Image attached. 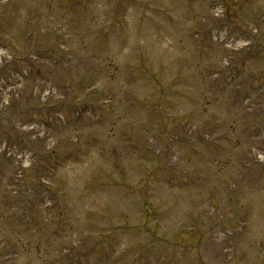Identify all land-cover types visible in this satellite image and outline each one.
I'll use <instances>...</instances> for the list:
<instances>
[{
  "label": "rangeland",
  "instance_id": "374dc122",
  "mask_svg": "<svg viewBox=\"0 0 264 264\" xmlns=\"http://www.w3.org/2000/svg\"><path fill=\"white\" fill-rule=\"evenodd\" d=\"M131 1L88 0V13L83 22V7L77 5L74 9L75 23L66 21L64 9L54 0H8L0 3V45L9 49L15 58L10 72L21 67L17 59H24L31 53H38L43 72L36 77L35 65L26 80L21 100L6 106L0 112V142L15 139L10 126L16 119L31 121L30 118L35 113L33 107L38 105L30 95L34 86L52 85L62 92H65L67 85L75 86V91L66 102L70 106H62V110H47L51 119H54L56 113H63L65 116L66 123L53 124L56 122L53 120L47 124V130L59 143L56 151H61L62 156L70 158L64 167L62 165L59 168L58 178L52 177L51 193L57 196L52 199V202L56 201L55 209L53 208L51 217L47 220L44 219L45 211L40 208L29 209L31 219L36 220L33 235L36 240L30 236L33 242L36 241V246L33 249V246L22 242L12 264H100L102 249L93 254L88 249L91 248L92 235L100 239L103 234L104 226L93 221L102 218L113 227L119 223L136 230L131 233L129 229L124 232V228H120L121 246L117 254L124 256H118L117 261L109 264H129L130 258L138 256H141L142 264H188L193 257L195 261L204 259L207 264H231L232 260L234 264H241L239 260L243 261L242 264H264V235L256 221L264 216V172L257 171L256 167L247 169L239 161L245 137L262 138L261 142L258 141L260 144L256 145L264 150V128L260 124L255 126L251 120L247 125L243 114L246 108L245 97L237 88L230 89L231 95L220 93L222 100L211 104L212 107L209 108V96L213 95L205 92L209 79L202 81L203 72L196 76L201 69L210 75V71L225 53L223 45L212 44L208 41V36L204 40L210 43L203 45L200 53H197L198 45L197 42L193 44V38L185 45V40L191 38V32L199 29V18L204 14H197L196 9L182 14V21L189 28L188 34L180 40L182 43L184 41L182 47L178 43L182 31L178 30V26L182 24L180 15L178 18L173 17L174 23L169 25L159 14L157 16L161 19L152 18L156 27V34H152L156 36L151 39L139 40L134 37L147 35L149 31L135 33L133 31L136 24H130L128 30H122L124 36L120 42L116 43L115 36L111 35L110 45L102 47L103 29L108 25L111 27L110 21L115 24L114 18L117 20L118 17L125 16L129 22L133 17L138 24L145 19L140 14L150 0ZM157 4L164 5L167 12H173L172 6L179 7L180 13L181 9H185L184 0H157ZM232 5L236 9L239 7L235 1ZM70 7L71 3L68 4V8ZM242 8L240 17L236 20L241 26L242 16H247L246 9L253 17L260 15L261 9L264 15V3H258L257 0L245 2ZM199 10L201 11L200 8ZM229 16L231 17V13ZM191 19L193 22L189 26ZM100 20L103 21L101 25L97 23ZM234 34L240 36V31L235 29ZM143 43L146 44L141 46ZM104 54L107 55L104 57ZM140 56L143 58H139ZM146 60L151 61L152 70L163 71L164 75L157 73L156 78L153 77L150 81L151 84L145 85L149 87L145 90L142 88L145 81L134 82L129 75L136 74L139 65L147 66ZM178 75H183L185 81H178ZM165 76L167 77L161 80ZM240 77L243 78L242 75ZM259 78H264V70L259 73ZM261 80L259 96H249L248 105L257 104L258 98L264 95V79ZM241 81L238 80V85H242ZM80 83L101 84L105 95H110V98L115 95L116 104L113 101L114 104L103 107L100 113H94L93 119L83 117L81 121H77L74 118V105L86 101L83 90L78 88ZM156 88H163L166 93L160 92L155 98L151 91ZM157 101L161 103L159 107ZM167 107L171 115L183 114L181 122L186 123V119H189L188 131L182 129L188 139L186 142H198L200 148L194 146L193 150H188V145L185 144L183 155L172 159L169 164L161 161L160 167L154 170L161 154H165L166 159L170 157L169 152L160 149V144L154 141L159 137L164 138L165 134H161L158 128L153 131L152 146L148 149L154 152L155 157L146 149L141 153L140 149L142 146L146 147L148 130L165 125L166 118L158 120V111L166 110ZM66 110L72 112L69 113L71 117ZM253 110L255 109H249ZM255 113L256 111L252 113L251 119H255ZM192 116L197 118L191 121ZM178 126L186 127L185 124ZM71 138H75L76 143L70 142ZM40 144L41 142L36 141V144L29 143V146L41 154ZM215 147L218 150L213 152ZM112 149L116 151L115 158L110 154ZM53 160L54 157L49 162L53 163ZM226 160L231 162H220ZM9 166V162L0 157V224L4 226L15 223L14 219L9 218V208L16 201L23 203L25 193L33 184L29 177L30 182L23 184L19 198H12L6 190L11 176L6 170ZM47 171L48 169L44 172ZM145 176L154 181L148 184L150 193H144L148 208L158 221V224L149 226L155 234L166 235L167 242L142 232L143 223L148 219L147 215H140L144 199L139 194L135 197L134 190L131 189L141 187L143 191L146 190L144 185L138 183ZM36 202L39 204L41 199L36 198ZM188 203H195L194 208H199L191 215L192 221L198 223H191L190 226L201 228L189 240H179L174 234L177 225L189 222L186 219L181 224L184 220L183 213H191L192 207ZM216 203L221 209H217ZM143 209L147 212L146 208ZM13 217L17 219L18 216ZM107 217L108 220H105ZM259 222L263 225L264 217ZM18 229V238L26 241L29 234L23 232L20 225ZM211 232L210 238L199 240L200 236ZM227 232L232 235L231 239H228ZM0 234L12 242L16 240L11 226L8 232L0 231ZM105 242H102L104 248L108 245ZM134 242L135 251L130 247ZM177 244L188 245L193 250L187 252ZM115 249L116 246H108L109 254ZM234 255L240 258H233ZM113 259L112 256L110 262Z\"/></svg>",
  "mask_w": 264,
  "mask_h": 264
}]
</instances>
